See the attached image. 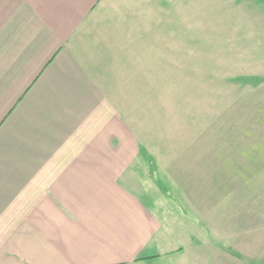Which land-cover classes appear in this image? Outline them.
Returning a JSON list of instances; mask_svg holds the SVG:
<instances>
[{
    "label": "crops",
    "instance_id": "obj_1",
    "mask_svg": "<svg viewBox=\"0 0 264 264\" xmlns=\"http://www.w3.org/2000/svg\"><path fill=\"white\" fill-rule=\"evenodd\" d=\"M147 7L0 0V264H179L189 248L116 90L131 10L140 23ZM205 243L191 240V264H211Z\"/></svg>",
    "mask_w": 264,
    "mask_h": 264
},
{
    "label": "rangeland",
    "instance_id": "obj_2",
    "mask_svg": "<svg viewBox=\"0 0 264 264\" xmlns=\"http://www.w3.org/2000/svg\"><path fill=\"white\" fill-rule=\"evenodd\" d=\"M156 1L140 23L131 10L141 41L133 35L127 56L115 57L116 90L162 169L172 238L189 243L178 262L191 264V240H201L211 243V264H264L263 9L243 0Z\"/></svg>",
    "mask_w": 264,
    "mask_h": 264
}]
</instances>
